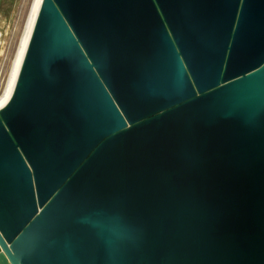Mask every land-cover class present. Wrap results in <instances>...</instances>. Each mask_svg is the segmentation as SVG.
Segmentation results:
<instances>
[{
    "label": "water",
    "instance_id": "95a60500",
    "mask_svg": "<svg viewBox=\"0 0 264 264\" xmlns=\"http://www.w3.org/2000/svg\"><path fill=\"white\" fill-rule=\"evenodd\" d=\"M0 264H264V0H42Z\"/></svg>",
    "mask_w": 264,
    "mask_h": 264
},
{
    "label": "rangeland",
    "instance_id": "374dc122",
    "mask_svg": "<svg viewBox=\"0 0 264 264\" xmlns=\"http://www.w3.org/2000/svg\"><path fill=\"white\" fill-rule=\"evenodd\" d=\"M33 0H0V96L9 79Z\"/></svg>",
    "mask_w": 264,
    "mask_h": 264
},
{
    "label": "bare ground",
    "instance_id": "6f19581e",
    "mask_svg": "<svg viewBox=\"0 0 264 264\" xmlns=\"http://www.w3.org/2000/svg\"><path fill=\"white\" fill-rule=\"evenodd\" d=\"M41 2L42 0H33V3L31 5L32 7L26 23V27L18 45V49L16 51L15 58L11 67L10 75L8 76L9 79L2 95L0 96V108H2L7 103L12 94Z\"/></svg>",
    "mask_w": 264,
    "mask_h": 264
}]
</instances>
